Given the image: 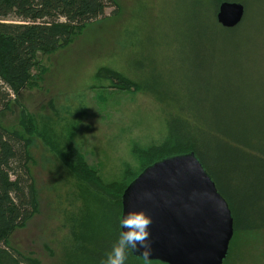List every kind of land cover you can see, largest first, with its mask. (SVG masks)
I'll use <instances>...</instances> for the list:
<instances>
[{
	"label": "rangeland",
	"instance_id": "rangeland-1",
	"mask_svg": "<svg viewBox=\"0 0 264 264\" xmlns=\"http://www.w3.org/2000/svg\"><path fill=\"white\" fill-rule=\"evenodd\" d=\"M192 1L117 0L118 15L86 26L58 50L38 54L40 70L34 74L41 71L42 79L20 93L1 121L30 140L36 189L35 214L10 237L13 248L38 264H88V246L102 229V195L98 188L93 198L91 180L84 183L68 168L69 149L83 157L81 169L97 172V186H114L113 198L163 145L169 102L133 88H107L111 72L135 83L150 69L151 57L170 58L175 75L202 95L207 107L219 109L218 96L201 87L204 73H191L197 63L183 52ZM213 1L203 5L210 9ZM262 23L241 48L216 54L208 68L232 94L246 95V111L264 130V16ZM35 125L38 132L31 134ZM232 248L229 264H264V231L236 237Z\"/></svg>",
	"mask_w": 264,
	"mask_h": 264
},
{
	"label": "trees",
	"instance_id": "trees-1",
	"mask_svg": "<svg viewBox=\"0 0 264 264\" xmlns=\"http://www.w3.org/2000/svg\"><path fill=\"white\" fill-rule=\"evenodd\" d=\"M225 1L239 2L246 8L244 21L234 29H225L217 22L219 6ZM206 3L209 5V0ZM203 4L204 0L191 2L183 52L187 61L197 63L191 73H204L199 79L201 87L205 93L218 96L219 109L208 108L200 98L202 95L191 91L181 75H175L177 70L170 58L167 62L151 57V70L146 68L135 83L111 72L107 88H133L169 102L167 137L161 147L152 150L153 157L146 159L145 165L174 155L196 153L234 217L235 233L225 262L229 264L236 237L247 238L264 231V130L246 111L250 109L245 105L246 95L232 94L231 86L226 87L215 69L208 67L216 54L224 55L230 46L241 48L246 36L261 31L264 0H214L210 9ZM119 10L117 0H0V264H38L33 256H25L10 245L12 234L35 214L36 189L29 169L30 140L4 127V114L24 89L36 87L42 79L41 71L34 74L40 70L39 53L60 49L86 26L106 19L109 14L118 15ZM98 76L102 80V70ZM37 132L35 125L31 134ZM70 150L66 156L68 168L84 183L86 178L91 180L92 197L98 188L102 195V229L91 241L85 257L88 264H101L122 231L125 189L115 192L112 198L109 191L114 186H97L93 181L99 178L97 172L86 166L81 169L83 157ZM125 264L143 261L129 249Z\"/></svg>",
	"mask_w": 264,
	"mask_h": 264
},
{
	"label": "water",
	"instance_id": "water-1",
	"mask_svg": "<svg viewBox=\"0 0 264 264\" xmlns=\"http://www.w3.org/2000/svg\"><path fill=\"white\" fill-rule=\"evenodd\" d=\"M245 15V5L225 1L216 18L223 28L234 29ZM130 211H144L153 220L149 258L154 262L225 264L235 233L234 217L195 152L146 167L123 193L121 219ZM142 251L132 252L140 258Z\"/></svg>",
	"mask_w": 264,
	"mask_h": 264
},
{
	"label": "clouds",
	"instance_id": "clouds-1",
	"mask_svg": "<svg viewBox=\"0 0 264 264\" xmlns=\"http://www.w3.org/2000/svg\"><path fill=\"white\" fill-rule=\"evenodd\" d=\"M153 220L144 211H130L120 221L122 231L118 239L112 244L111 250L105 253L101 264H125L129 249L143 251L139 256L143 264H155L152 255L151 242L149 240V227ZM126 229V230H125ZM163 264V262H161Z\"/></svg>",
	"mask_w": 264,
	"mask_h": 264
}]
</instances>
